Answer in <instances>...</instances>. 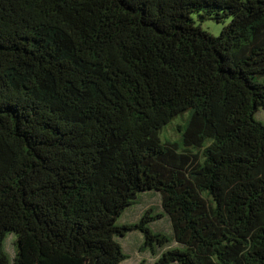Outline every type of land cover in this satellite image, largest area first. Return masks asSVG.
<instances>
[{"label":"trees","instance_id":"trees-1","mask_svg":"<svg viewBox=\"0 0 264 264\" xmlns=\"http://www.w3.org/2000/svg\"><path fill=\"white\" fill-rule=\"evenodd\" d=\"M262 109L264 0H0V264H264Z\"/></svg>","mask_w":264,"mask_h":264},{"label":"rangeland","instance_id":"rangeland-1","mask_svg":"<svg viewBox=\"0 0 264 264\" xmlns=\"http://www.w3.org/2000/svg\"><path fill=\"white\" fill-rule=\"evenodd\" d=\"M203 27L209 30L211 34L218 35L221 33L223 25L208 20L203 23ZM256 118L264 122V109L257 112ZM176 119L178 118L176 117L172 123L167 125L168 128L165 131V135H162V140H164L165 137L169 138L170 140L179 139L180 134L175 131L176 127L174 125L179 124L178 120ZM160 200V193L157 191L152 190L140 193L137 204L131 206L130 208L128 207L124 214L119 218L118 223L121 225L135 223L140 219L141 215L145 214L147 209L152 206L158 211L160 208ZM168 225H170L168 218L158 220L151 224L152 228L155 230H168ZM168 233L169 232H167V234ZM16 239V234L11 233L5 242V248L12 258L15 255V246L13 243L16 241ZM119 242L122 244L121 246L123 251L129 256V259L123 261L121 264H140L141 261H143L144 264H153L157 257L163 252V249L157 248L158 252L156 255H154L150 249L143 250L142 245L144 244V236L142 232L137 230L130 232L125 238H120Z\"/></svg>","mask_w":264,"mask_h":264}]
</instances>
